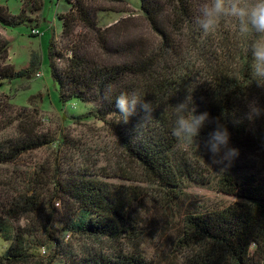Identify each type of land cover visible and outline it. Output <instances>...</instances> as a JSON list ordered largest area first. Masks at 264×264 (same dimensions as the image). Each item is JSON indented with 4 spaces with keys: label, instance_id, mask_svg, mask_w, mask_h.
<instances>
[{
    "label": "trees",
    "instance_id": "obj_1",
    "mask_svg": "<svg viewBox=\"0 0 264 264\" xmlns=\"http://www.w3.org/2000/svg\"><path fill=\"white\" fill-rule=\"evenodd\" d=\"M93 1L108 6L66 0L69 10L58 16L62 49H55L54 39L49 42L48 62L59 102L92 104L84 117L106 125L146 181L163 193L169 206L179 208L186 185L206 186L211 178L200 160L192 161L178 148L170 105L184 102L194 89L197 114L207 111L218 118L234 112L240 119L246 99L260 97L264 89L255 82L248 85L250 56L232 29L234 22H222L209 34L193 27L202 0H137L142 21L157 40L140 34L139 17L127 1ZM99 10L128 16L101 30ZM21 14L12 16L0 6V26L23 24L27 18ZM8 50V42L0 38V87L31 78L38 66L30 61L27 68L14 70L4 64ZM133 92L153 103L152 116L142 121L144 113L138 109L128 124L119 123L116 97ZM221 122L228 127L230 142L250 144L246 120L234 125L229 116ZM214 128L210 124L203 129L201 141ZM50 144L23 138L2 143L0 166ZM64 165V174L56 165L55 177L46 168L40 179L34 175L31 186L12 193L0 190V237L9 243L0 264H149L140 250L144 233L134 207L143 195L134 187L108 183L101 168ZM253 168L233 162L226 171L216 170L212 182L217 192L234 202L218 210L189 205L179 236L161 264H264V177ZM49 246L51 253L45 256Z\"/></svg>",
    "mask_w": 264,
    "mask_h": 264
},
{
    "label": "rangeland",
    "instance_id": "obj_2",
    "mask_svg": "<svg viewBox=\"0 0 264 264\" xmlns=\"http://www.w3.org/2000/svg\"><path fill=\"white\" fill-rule=\"evenodd\" d=\"M86 1L92 7L108 6V3ZM125 1L133 15L139 17L137 23L140 34L157 40L142 21L139 2ZM0 6L6 9L7 14L18 16L23 12L21 15L27 18L14 28L0 26V38L9 44L4 64L17 71L27 68L30 61L38 64L31 78L6 82L0 87V144L22 138L52 143L23 154L11 164L0 166V190L12 193L17 187L23 189L27 185L31 186L32 181L36 180L33 179L34 175L38 174L40 179L41 171H46V168H50L51 177H55L56 165L62 166L59 172L64 174L67 167L64 162L69 166L82 164L101 168L110 178L106 180L108 183L134 187L143 195L134 207L142 221L139 229L144 233L140 250L149 264H161L163 255L170 252L168 249L179 236L182 219L189 205L218 210L234 202L233 198L218 193L212 182V178L217 175L216 170L221 166L212 164L211 155L198 149L185 153L192 161L200 160L205 172L209 173L210 183L206 186L186 185L179 208L176 205L169 206L163 193L147 182L140 169L127 159L109 128L99 120L84 117L93 109L92 104L59 102V88L52 80L48 62V45L54 39L55 49H62L58 16L68 12L66 0H0ZM127 16L113 10H99L96 12L97 28L105 29ZM227 23L233 24L232 21ZM232 29L236 30V26L233 25ZM80 31L76 30L77 33ZM53 64L57 70L60 69L57 59ZM252 100L264 106V94L247 99ZM247 124V143L250 144L239 146L230 142L232 147L240 150V156L234 162L254 166L251 171L264 177V117ZM76 244L78 241L73 242V245ZM8 246L9 243L0 237V256ZM50 247L45 248V256L50 255ZM54 264H60L59 260Z\"/></svg>",
    "mask_w": 264,
    "mask_h": 264
},
{
    "label": "clouds",
    "instance_id": "obj_3",
    "mask_svg": "<svg viewBox=\"0 0 264 264\" xmlns=\"http://www.w3.org/2000/svg\"><path fill=\"white\" fill-rule=\"evenodd\" d=\"M226 21L235 23L245 54L250 56L248 85L255 82L257 87L264 89V0H202L193 27L209 34ZM193 91L188 92L184 102L170 105L175 116L172 135L182 151L193 146L200 150L202 143L203 149L211 155V163L220 165V172L226 171L240 156V150L231 146V134L227 125L221 122L222 119L231 116L234 125L242 124L245 120L252 124L264 117V106L245 98L247 111L240 119L236 118L234 112H223L221 117L211 118L207 111L197 114L193 106ZM152 104L144 102V98L135 92L121 93L115 100L119 123L128 124L130 118L137 115L138 109L144 113L142 121L149 119L153 113ZM210 124H214L215 128L201 141V131Z\"/></svg>",
    "mask_w": 264,
    "mask_h": 264
},
{
    "label": "built area",
    "instance_id": "obj_4",
    "mask_svg": "<svg viewBox=\"0 0 264 264\" xmlns=\"http://www.w3.org/2000/svg\"><path fill=\"white\" fill-rule=\"evenodd\" d=\"M33 33H35L34 31H32Z\"/></svg>",
    "mask_w": 264,
    "mask_h": 264
}]
</instances>
